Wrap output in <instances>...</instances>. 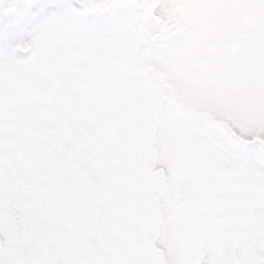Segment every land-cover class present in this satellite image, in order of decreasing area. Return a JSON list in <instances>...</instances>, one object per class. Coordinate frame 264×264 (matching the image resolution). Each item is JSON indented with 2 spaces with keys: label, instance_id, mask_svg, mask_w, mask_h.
I'll return each instance as SVG.
<instances>
[{
  "label": "snow or ice",
  "instance_id": "snow-or-ice-1",
  "mask_svg": "<svg viewBox=\"0 0 264 264\" xmlns=\"http://www.w3.org/2000/svg\"><path fill=\"white\" fill-rule=\"evenodd\" d=\"M53 2L0 28V264H264V0Z\"/></svg>",
  "mask_w": 264,
  "mask_h": 264
},
{
  "label": "rangeland",
  "instance_id": "rangeland-1",
  "mask_svg": "<svg viewBox=\"0 0 264 264\" xmlns=\"http://www.w3.org/2000/svg\"><path fill=\"white\" fill-rule=\"evenodd\" d=\"M12 2L13 0H0V13L7 10ZM60 10L62 9L53 0H40L39 3L33 4L28 9V15L21 23H13V18L6 15L0 17V28L7 32L9 39L15 45L21 40H27L31 37L35 25V21L31 19L33 15L44 18ZM5 51L19 61H25L31 56V51L26 56H22L20 51L14 50V48H6Z\"/></svg>",
  "mask_w": 264,
  "mask_h": 264
},
{
  "label": "water",
  "instance_id": "water-1",
  "mask_svg": "<svg viewBox=\"0 0 264 264\" xmlns=\"http://www.w3.org/2000/svg\"><path fill=\"white\" fill-rule=\"evenodd\" d=\"M29 51H23V50H21V53L22 54H27Z\"/></svg>",
  "mask_w": 264,
  "mask_h": 264
}]
</instances>
